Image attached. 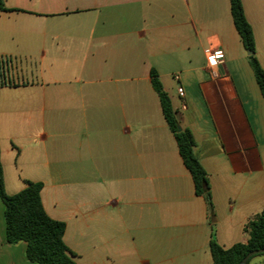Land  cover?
Instances as JSON below:
<instances>
[{"label": "crops", "instance_id": "obj_1", "mask_svg": "<svg viewBox=\"0 0 264 264\" xmlns=\"http://www.w3.org/2000/svg\"><path fill=\"white\" fill-rule=\"evenodd\" d=\"M3 1L5 188L43 184L44 209L66 223L77 264H213L212 240L248 242L246 225L264 209V97L230 0ZM241 1L264 69V0ZM207 48L224 52L218 77ZM152 70L193 135L211 207L196 194ZM26 249L7 242L0 198V264H37Z\"/></svg>", "mask_w": 264, "mask_h": 264}, {"label": "trees", "instance_id": "obj_2", "mask_svg": "<svg viewBox=\"0 0 264 264\" xmlns=\"http://www.w3.org/2000/svg\"><path fill=\"white\" fill-rule=\"evenodd\" d=\"M230 5L235 28L245 49L251 52L250 64L264 97V69L256 57L253 29L245 16L242 1L230 0ZM0 11H7L3 0H0ZM151 77L165 120L177 142L179 154L192 176L196 194L205 197L211 207L210 183L204 168L195 157L193 135L190 130L181 128L169 95L155 70H152ZM25 184V188L20 192L14 195L7 193L0 150V198L5 205L7 242L9 244L25 242L27 258L37 264H77L75 254L64 241L66 223L51 218L44 209L41 200L43 184L31 181H26ZM245 230L249 236L246 244L238 243L224 249L215 240L211 241L213 264H240L249 252L264 249V209L254 216Z\"/></svg>", "mask_w": 264, "mask_h": 264}, {"label": "built area", "instance_id": "obj_3", "mask_svg": "<svg viewBox=\"0 0 264 264\" xmlns=\"http://www.w3.org/2000/svg\"><path fill=\"white\" fill-rule=\"evenodd\" d=\"M206 54V65L212 70V74L218 77L216 69L224 63V52L218 48H207ZM178 79V77H176ZM178 93L181 97L185 96L183 88L178 89Z\"/></svg>", "mask_w": 264, "mask_h": 264}, {"label": "water", "instance_id": "obj_4", "mask_svg": "<svg viewBox=\"0 0 264 264\" xmlns=\"http://www.w3.org/2000/svg\"><path fill=\"white\" fill-rule=\"evenodd\" d=\"M249 54H251L250 51H249ZM262 253H264V249L251 251L243 258L240 264H248L251 257L258 255V254H262Z\"/></svg>", "mask_w": 264, "mask_h": 264}, {"label": "rangeland", "instance_id": "obj_5", "mask_svg": "<svg viewBox=\"0 0 264 264\" xmlns=\"http://www.w3.org/2000/svg\"><path fill=\"white\" fill-rule=\"evenodd\" d=\"M246 53H247V54H249V51H248V50H246ZM249 55H250V54H249ZM175 114H176V112H175ZM176 117H177V116H176ZM261 256H264V255H261Z\"/></svg>", "mask_w": 264, "mask_h": 264}]
</instances>
